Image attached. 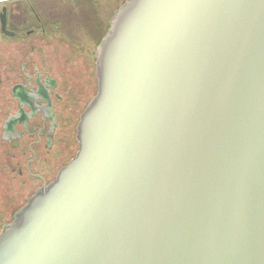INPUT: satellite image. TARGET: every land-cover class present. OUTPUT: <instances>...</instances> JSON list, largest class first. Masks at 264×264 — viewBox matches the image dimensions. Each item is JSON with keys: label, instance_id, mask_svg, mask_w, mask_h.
<instances>
[{"label": "water", "instance_id": "95a60500", "mask_svg": "<svg viewBox=\"0 0 264 264\" xmlns=\"http://www.w3.org/2000/svg\"><path fill=\"white\" fill-rule=\"evenodd\" d=\"M95 66L0 264H264V0H126Z\"/></svg>", "mask_w": 264, "mask_h": 264}, {"label": "rangeland", "instance_id": "374dc122", "mask_svg": "<svg viewBox=\"0 0 264 264\" xmlns=\"http://www.w3.org/2000/svg\"><path fill=\"white\" fill-rule=\"evenodd\" d=\"M125 1L87 0L63 3L64 1L61 0L60 4L55 5L57 7L55 12L59 13L60 11V17L63 20L61 30L52 35L50 33H46L44 36L36 33L28 35L24 31L23 34L14 37L0 31V137L3 133V120L11 107V102H13L8 89L9 83L21 70L23 63L27 64V69H32L36 65L42 67L43 60L46 67L52 69L53 75L60 79L59 91L65 94L64 103L70 107L71 112L66 110L68 113L66 112L65 115L71 120V127L75 125L77 129L82 112L95 96L98 88L95 66L98 46L86 26L79 21L85 22L83 18L87 16L90 18L99 17V21L107 19L110 21L114 12ZM48 3L47 0H38L36 3L43 9L45 17L47 8H49ZM22 5L25 7V3ZM4 6L16 11L14 7H20L21 4L0 0V12ZM63 116L61 114L59 118L62 120ZM69 143L75 146L77 151L78 140L75 134L74 137L71 136ZM13 146H6L0 138V231L6 222L13 219L16 206L26 202L27 197L40 185V181L33 179L25 171L23 175L26 177L28 185L26 191L20 181L16 179L18 162L23 161L24 163L27 155L23 159L6 160L5 153L8 149L12 154H20ZM69 150L72 155L75 154L73 149ZM50 161L56 162L57 165L60 162L59 159H50Z\"/></svg>", "mask_w": 264, "mask_h": 264}, {"label": "flooded vegetation", "instance_id": "af4514ba", "mask_svg": "<svg viewBox=\"0 0 264 264\" xmlns=\"http://www.w3.org/2000/svg\"><path fill=\"white\" fill-rule=\"evenodd\" d=\"M7 1L10 3L24 2L30 4L36 0ZM47 1L49 2V8H47L46 17H51L57 10L55 5L60 4L61 0ZM62 1H64L63 3H74L87 0ZM6 7L7 27L17 33L14 37L23 34L24 31L28 35L36 33L44 36L46 33L52 35L56 31L61 30V27L51 28L52 22L49 23L46 19L44 20L46 17L43 14V9L39 5L35 6L34 4L29 7L32 13L30 21H32L31 24L33 26L23 31L11 29L9 24L13 21V13L10 7ZM10 13L12 16H10ZM28 18L23 21L29 22ZM27 68V64L23 63L21 70L8 85L13 102H11V107H9V111L3 120V133L0 138L6 146L12 147L14 145L13 147L20 153L19 155L18 153L12 154L8 149L5 153L6 160L23 159L27 155L24 163L23 161L18 162L16 179L20 181L21 186H24L25 191L28 189V185L27 179L23 175L24 171L33 179L40 181V185L30 194L32 195L43 184V181L32 173L40 174L46 182H50L56 177L59 169L75 155H72L69 150L73 149V153H76L75 146L70 145L69 140L71 136L74 137V134L77 138V129L75 125L71 127V120L65 115L67 111L70 112V107L64 103L65 94L59 91L60 79L53 75L52 69L46 67L44 60L42 67L36 65L32 69ZM61 114L64 115L62 120L59 118ZM50 159H59L60 162L57 165L56 162H51ZM11 171L13 172V170ZM11 173L10 180L12 181ZM25 193L28 194L29 192ZM30 195L27 197L26 202ZM26 202L17 205L16 211Z\"/></svg>", "mask_w": 264, "mask_h": 264}, {"label": "trees", "instance_id": "16d2710c", "mask_svg": "<svg viewBox=\"0 0 264 264\" xmlns=\"http://www.w3.org/2000/svg\"><path fill=\"white\" fill-rule=\"evenodd\" d=\"M37 2L38 1L36 0L34 3H30V4L25 3V5H24L25 7H23V5H22V4H24V2H19V4H21V6L20 7L19 6L14 7L16 11H14V9H11V11L13 13V21L10 22L9 28L16 29L19 31H23V30H26L27 28L32 27L33 26L31 24L32 21H30V18L32 17V13H31V10L29 9V7H30V5H33V4L35 6H38V4L36 5ZM84 5H86V3H84ZM60 14H61L60 11H59V13L55 12L51 17L48 16L45 18L49 23L52 22L50 25L51 28L61 27L63 20L60 17ZM10 16H12L11 13H10ZM26 18H28V20H29V22H27V23L23 21ZM83 19H85V22L79 21V23L86 26L90 35L92 37H94V40L96 41L95 44L98 45L109 29V26H110L109 19H107L106 21H102V20L99 21V19H100L99 17H93V18L91 17L90 18L88 16L83 18ZM34 22H36V20H34ZM15 211H16V208H15L14 212ZM12 218H13V216H12Z\"/></svg>", "mask_w": 264, "mask_h": 264}]
</instances>
